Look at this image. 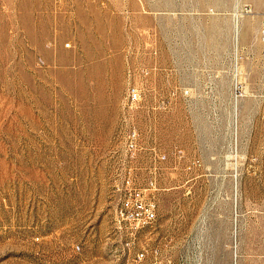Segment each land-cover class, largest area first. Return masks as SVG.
<instances>
[{"label":"rangeland","instance_id":"obj_1","mask_svg":"<svg viewBox=\"0 0 264 264\" xmlns=\"http://www.w3.org/2000/svg\"><path fill=\"white\" fill-rule=\"evenodd\" d=\"M263 26L264 0H0V264H264ZM128 177L158 203L130 247Z\"/></svg>","mask_w":264,"mask_h":264},{"label":"built area","instance_id":"obj_2","mask_svg":"<svg viewBox=\"0 0 264 264\" xmlns=\"http://www.w3.org/2000/svg\"><path fill=\"white\" fill-rule=\"evenodd\" d=\"M252 8L245 5L237 16L250 14ZM264 40V26L261 31ZM129 100L135 102L140 99V91L137 87L129 90ZM125 147L132 154L139 148V133L136 129H131L125 141ZM164 159L165 155L159 156ZM200 163L196 160L195 164ZM154 183L152 182L151 185ZM118 191V201L115 208V220L120 229L126 230L128 238L127 244L130 247L136 239L137 233L146 228L154 227L158 220V203L152 194L150 187L137 185L131 177H128L122 185L116 187ZM146 257V250L141 249L135 253L132 264H139Z\"/></svg>","mask_w":264,"mask_h":264}]
</instances>
